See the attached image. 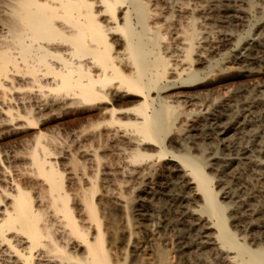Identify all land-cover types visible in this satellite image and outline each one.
I'll list each match as a JSON object with an SVG mask.
<instances>
[{"label": "bare ground", "instance_id": "1", "mask_svg": "<svg viewBox=\"0 0 264 264\" xmlns=\"http://www.w3.org/2000/svg\"><path fill=\"white\" fill-rule=\"evenodd\" d=\"M0 1V260L3 264H111L95 204L98 186L75 173L71 177L80 183L78 192L70 194L65 189L63 173L50 160L56 148L51 147L54 144L50 133L63 127L77 140L105 139L109 148L124 158L123 166L114 173L129 180L139 178L147 166L138 149L154 142L161 146L163 155H168L170 151L163 147L164 137L186 110L181 112L180 104L190 103L194 111H201L203 105L199 102L212 100V92L221 89L229 78L222 66L214 80L200 83L201 75L193 70L192 58L195 53L201 57L205 51L230 47L247 20L252 1L241 0L244 7L239 9L228 5L221 14L204 13L203 19L209 26L215 23L229 27L217 34L215 42L206 30L200 33L191 22L186 28H179L180 18L182 22L192 18L185 4L175 10V18L179 19L167 26L168 14L164 15L161 8L150 9V0ZM172 4L167 0L164 6L171 8ZM195 5L198 7L197 2ZM257 10L264 15V5ZM186 19L184 22L188 23ZM164 26L171 36L170 43L163 41L168 38L167 33H162ZM259 46L264 50V40ZM256 56L241 57L239 77L264 84V72L254 68L264 58L261 61ZM210 59V63L214 62L213 57ZM260 98L264 101V96ZM230 113L215 110L213 122L207 123L208 132L214 137L226 135L231 129ZM38 125L41 127L34 130L33 126ZM101 125L104 128L97 129ZM238 128L235 136L248 139L252 146L240 147L241 139L240 143L228 139L224 145L234 152L228 163L244 161L263 170L264 161H253L251 155L264 153V138L253 134V130L248 133ZM26 143L25 152L10 154L13 145L24 144V149ZM173 156L176 160L171 175L177 183L169 185L164 198L179 218L172 222L176 227L177 253L189 264H264V206L259 210L249 204L244 211L240 210L243 214L234 223L235 229H230L225 210L236 204L240 196L225 193V202H220L200 157H193L188 151ZM10 157L18 164L12 172L13 163L6 166L2 160ZM92 157L94 161L100 160L97 154ZM227 164L215 165L211 170L225 178L218 181L222 188L229 180L242 178L240 170ZM105 175L111 177L113 173L110 170ZM72 200L76 207L71 205ZM108 200L121 203V198L113 194L108 195ZM77 215L81 216L82 225ZM243 224L253 232L245 239L238 235L245 228ZM91 225H95L96 232L90 238ZM158 264H166L163 254L159 255Z\"/></svg>", "mask_w": 264, "mask_h": 264}, {"label": "rangeland", "instance_id": "2", "mask_svg": "<svg viewBox=\"0 0 264 264\" xmlns=\"http://www.w3.org/2000/svg\"><path fill=\"white\" fill-rule=\"evenodd\" d=\"M168 1H172V3H173L171 5V8H168L166 5L164 6V3L167 2V0H150L149 8L150 9L155 8L157 10H160V8H161V10L164 11L163 14L167 13L168 15H165V14L164 15L169 17V21L165 24L168 26L170 24V22L172 23L175 19H177V20L179 19V18H175V16L177 15V13H175V10L176 11L178 10V5H181V7L182 6L184 7V4H185V6L187 7L185 9L186 10L188 9L191 12V13L190 12H188V13L192 16V18L191 19L188 18L189 21L186 18H184V21L186 19V21H188V23L187 22L185 23L184 21L182 22L183 19L180 18L179 28L184 29L191 22V25H193L194 28H196L200 33L204 32L206 30L207 34H209L208 36L210 37V40L212 41V39H213L214 42L218 39L219 33L223 32V31L226 32L229 27L227 25H224L222 28L221 25L215 24V23H210L211 26H209L207 24V21L203 19L204 13H211L212 12L214 14H221L228 7V5L233 6L236 9H239L238 7H240V8L244 7V5H241V2H240L241 0H204V1L203 0H197V1L194 0V2L193 1L191 2V0H189V1L186 0V2H185V0L184 1L183 0H176V1L175 0L174 1L168 0ZM220 1H222V2L220 3ZM251 1H252L253 6H251L249 8V10H247V13H248L247 20H246L244 26L241 28L242 30L240 29L238 32V35L236 34L235 40L231 43L230 47L228 46L226 48H220L218 50H215L216 53H215V51L211 52L210 50L205 51L203 54H201V57H200L199 53H195L193 55V58H192L193 70L198 71L199 74L201 75V76H199V79H200L199 82L200 83H202V82L205 83L206 81L214 80V78L217 75V72L219 70V67L223 66V67H225V70L229 75L228 79H229L231 84H229L228 79H225V83H224L223 87L221 89H218L219 93H217L218 90H215L212 92L213 96L211 95L212 97H210L212 100L200 101L199 103L201 105H203V109L201 111H194L193 110L194 107L192 108L191 107L192 104H190V103L180 104L179 110L181 112H182V109L187 110L188 108L191 110V112H190V110H188V111L184 110L185 112H183L182 114H180L178 116V119L175 122V124L165 134V137H164L165 141L163 143V147H164V149L168 148L167 149L168 151L167 150L166 151L167 152L170 151L169 153H171V152L172 153L171 154L168 153V155L167 154L163 155L161 153V146L158 145L157 143H154V142L147 144V145H144L143 147L139 148L138 149L139 153H141L143 155V160H144V161H142L143 164L146 163V166L149 167V168H147V167L145 168L143 175L140 176L139 178H134V179L129 180V179H127V177H123L121 175H116L114 173V172H117V170L119 168H121V166H123L124 158L122 156H118V154L116 152H114L111 148H109L107 142H105V139L96 140V142H93L91 140L85 141L83 139L77 140V139H74L73 137H71L68 134V132L65 130V128H63V127H61L60 131L54 132V134L50 133V136H51V138L53 140V144H54L53 146H51L52 149L56 145L55 146L56 148L53 149V152L51 155L52 158L50 157L51 158L50 160H52V162L55 161L57 169H59V171L61 173H63L65 189L68 190V192L70 194H72V193L75 194L78 192L77 191L79 189L78 185H80V183L76 182L77 180L72 179L73 176L71 177V175H73L75 173L79 174L80 178L82 177L83 179H85L83 181H86L87 179H91L92 181H95L97 186H98V188L96 190V194H95V204H96L97 211H98V220L101 223V231L103 233L104 245L108 251V254H109V257L111 260V264H158L160 254H163L166 264H168V263L174 264L175 262H176L175 264H184L183 262H185L186 264H189L188 261L185 260V258H183L182 256H180L177 253V249L175 248L176 241L174 238V234L176 232V230H175L176 227H174L173 223L178 221L179 218L177 216L176 211L171 206L169 207L166 199L164 198L166 195V192L169 191V189H168L169 185L171 183H174V184L177 183L175 178H173V176L171 175V170H172L173 165L175 163L173 161L176 160V158L173 155H176V156L177 155H183V154L187 153V151H188L189 155H191L193 157H200L201 159L199 160V162L202 165V167L204 168L205 172L207 174H209L210 177L212 178V180L214 182L213 183V186H214L213 189L216 190L215 192L218 193V199L220 202H225V199H224V197L226 196L225 193H229V194H232L235 196L236 195L240 196V198L238 199L236 204H234L232 206H228L225 210L226 221H227V224H228L230 229H232V230L235 229L234 225L237 224L236 223L237 220H239L240 216L243 214V212H240V210L244 211L243 208L246 209L249 204L254 209H259V210L264 206V193H263V191H264V189H263V187H264L263 186L264 185L263 184L264 183L263 182L264 181V169L259 170V168H258V170H257L256 166L254 168V165L247 164L244 161H238V160L235 161V164L230 165L228 163V160L230 159L231 156H233L234 152L232 151V149L230 147H227L226 145H224V144H226V141L228 139H234V140H236L235 142H237V143L238 142L240 143V141H242V143H240L238 145L240 147L252 146L251 142H249L248 139L246 140V138H244V137L242 139H241V137L240 138L238 137L239 138L238 139L237 136H235V130L239 129L238 127L245 129L246 132L248 131V133L249 132L251 133L253 130V132H252L253 134L256 133L258 137L261 136V138H264V135H263L264 134V132H263V130H264V103H261L264 101L260 100L261 99L260 97L264 96V92H263L264 91V84H260V83L256 84L257 81H255V80H249L248 81L245 79H241L239 77V74H240L242 67H243V66H241V64L243 65V63H240V62H242L241 57L242 58H245V57L248 58V57H251V55L253 56V54H254L255 56L257 55L256 57L261 58V61H262V58H264V56H263L264 50H262L263 48H261V46H259L260 42H262V40H264V15L261 14L257 10L258 6L264 5L263 4L264 0H259V2H258V0H251ZM153 2H155V4H156L155 6H152V5H154ZM157 2H158V4H157ZM196 2L198 4L197 5L198 7H196V5H195ZM225 4H226V6H224ZM194 5H195V7H194ZM1 6L2 5H1V1H0V17H1V11H2ZM162 7H163V9H162ZM165 9H168V10H166L167 12L165 11ZM213 10H215L216 12L218 11L219 13H216ZM168 12H171V13L169 14ZM196 13H198V14H196ZM196 15H197V17H196ZM195 17L199 20H197ZM199 24H200V27H198ZM201 24H203V25H201ZM204 24H205V26H204ZM0 26H1V23H0ZM216 27H218V29ZM164 29H165V26L163 27V30H162L163 35H165L167 33V31ZM1 30L2 29L0 27V37L2 34ZM215 34L216 35L218 34V35L215 36ZM166 35L168 38L164 37L163 41L166 43H170L172 41L171 36L168 33ZM255 35H256V37H255ZM169 36H170V39H169ZM211 36H212V38H211ZM214 37H216V38H214ZM165 39H167L168 42ZM257 42H258V45H257ZM247 44L248 45L251 44V46H248ZM246 46H248V47H246ZM244 47H245V49H244ZM259 48H261V49H259ZM258 49H259V51H258ZM222 50H224V51H222ZM207 52H209L210 55ZM250 53H252V54H250ZM198 55H199V57H198ZM239 55H241V57ZM210 57H213L212 61H214V62L210 63V61H211ZM200 58L202 60L206 59V61L205 60L201 61ZM231 63H232V65H231ZM212 64H214V65H212ZM201 65H203V66H201ZM257 65L258 66H254V68L260 72H264V70H263L264 69V62L262 61V62L258 63ZM243 80H245V81H243ZM233 81H235V82H233ZM231 86H232V88H231ZM242 86H243V88H242ZM235 87H237L238 89ZM226 88H227V90H226ZM223 93H224V95H222ZM260 94L261 95L263 94V95L261 96ZM216 96H218V97H216ZM208 102H210V103H208ZM207 104H211V105L208 106ZM206 105L208 108L205 107ZM188 106H190V107H188ZM203 110H205V111H203ZM215 110H219L223 113H227V112L230 113V111H232L230 113L231 129L226 133V135L221 136V137H217V136L214 137L211 132H208L209 125L207 123L211 124L213 122L214 116H212V115L214 114ZM200 116H202V117H200ZM231 116H232V118H231ZM210 118H212V119H210ZM186 119H188L189 121H185ZM204 119L206 120V122ZM255 119H257V120H255ZM184 121H185V123H184ZM203 123L204 124L206 123V124L204 125ZM85 125H87V124H85ZM200 125H202V126H200ZM203 126H204V128H203ZM251 126H254V127H251ZM33 127H34V130H37L41 126L38 125V126H33ZM196 127H197V129H196ZM102 128H104L103 125H101L97 129L100 130ZM183 128H184V130H183ZM207 128H208V130H207ZM206 130H207V132H206ZM186 131H187V133L188 132L189 133L185 135ZM179 132H181V134H179ZM90 134H92V133H90ZM89 137L90 136L88 134V138ZM184 137H185V139H183ZM237 139H238V141H237ZM55 140L58 142H54ZM262 140L264 141V139H262ZM243 141H245V142H243ZM246 141H248V142L246 143ZM84 144L86 145V147H84L85 146ZM15 145L16 146L13 145L11 147V148H13L11 151H10L11 148H8L9 150L7 149L8 151H10V154L12 153V151L13 152L15 151L18 153V152H25L28 149L27 148L28 143L25 144L26 149H25V146L23 149L24 144H22V146L19 144H15ZM18 147H19V149H18ZM80 147H83V148H80ZM200 147H201V149H200ZM89 148H90V150H89ZM226 149L228 150V152ZM80 150H81V152H80ZM196 150H198L199 153ZM85 152H86L85 155H87V156H84ZM96 154L100 158L99 161H94V159H93L94 157H92ZM208 154H211V155L209 156ZM198 155H200V156H198ZM207 155L209 157L208 159H207ZM72 157H73V159H71ZM251 157L253 158L252 159L253 161H258V160L264 161V153L262 155L252 153ZM2 160H3L4 165H6V166L13 163V165H10L12 167V169H10L11 172L14 170V168L17 169L16 166L18 164H15L14 160L13 159L11 160V157L8 160L6 158H4V159L2 158ZM6 160L9 163L8 162L6 163ZM213 160H216L217 162L216 161L214 162ZM55 162H53V163H55ZM222 162H224V163H222ZM217 163H219V164H217ZM220 164H224V165L227 164L231 168L240 170V173L242 174L241 180H229V183L225 188H222L221 186H219V184H218L219 179L220 178L222 179L224 177H220L212 171H213V167L215 165H220ZM233 165L235 167H233ZM75 168H77V169H75ZM241 169H242V171H241ZM110 170L113 173V175L111 177H106L105 173L109 172ZM247 171L249 173L251 172L250 173L251 175L254 174V176L253 175L251 176L249 173H247ZM245 173H246V176H245ZM247 174H249V175H247ZM256 176L259 178H257ZM244 177L245 178L247 177V178L245 179ZM105 180H106V182H105ZM242 180H243V182H242ZM245 182H246V184H245ZM250 182H251V184H250ZM249 184L251 187L249 186ZM233 185H234V188H233ZM261 186H262V188H261ZM219 187H221V188H219ZM258 187H259L260 191L258 190ZM249 189H250V191H249ZM230 191H232V192H230ZM233 191H234V193H233ZM260 193H261V196H260ZM111 194L117 195L121 198V203L119 205L114 204L108 200V195H111ZM246 194H247V196H245ZM242 196H243V198H242ZM261 197H263V199ZM251 200H254V201L250 202ZM241 201H244V204ZM74 202L75 201L72 200L71 205L73 207H76V202H75V204H74ZM240 204H241V206H240ZM161 211H163V212H161ZM75 213H77V212L75 211ZM230 214H233V215L231 216ZM172 215H174V216H172ZM77 218H78L80 224L82 225L83 221H82L81 216L77 215ZM169 218H171V219H169ZM169 220H171V221H169ZM170 222H171V225L169 224ZM243 226H245V225L243 224ZM242 230H243L242 231L243 233L238 232V235L240 233L241 236H239V237H243V239L250 237L253 233L252 230L246 226ZM95 232H96L95 225H91V229H89V231H88L89 237L91 238L95 234ZM170 237H171V239H169ZM171 246L173 248H171ZM68 250H70V249L68 248ZM78 255H80V253H78ZM177 255H179L180 257ZM169 256L171 257V259L169 258ZM0 262H1V260H0ZM1 264H3V263L1 262Z\"/></svg>", "mask_w": 264, "mask_h": 264}]
</instances>
